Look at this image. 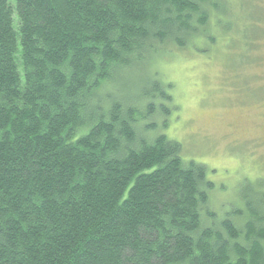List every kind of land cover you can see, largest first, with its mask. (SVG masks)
Returning <instances> with one entry per match:
<instances>
[{"label": "trees", "instance_id": "16d2710c", "mask_svg": "<svg viewBox=\"0 0 264 264\" xmlns=\"http://www.w3.org/2000/svg\"><path fill=\"white\" fill-rule=\"evenodd\" d=\"M240 2L0 0V264H264V202L211 223L205 167L151 137L170 86L117 95Z\"/></svg>", "mask_w": 264, "mask_h": 264}, {"label": "rangeland", "instance_id": "374dc122", "mask_svg": "<svg viewBox=\"0 0 264 264\" xmlns=\"http://www.w3.org/2000/svg\"><path fill=\"white\" fill-rule=\"evenodd\" d=\"M240 3L215 44L168 48L143 71L127 72L117 89L135 96L139 77L170 86V116L154 118L149 134L179 143L185 161L205 167L215 225L236 210L246 216L250 201L264 202V0Z\"/></svg>", "mask_w": 264, "mask_h": 264}]
</instances>
